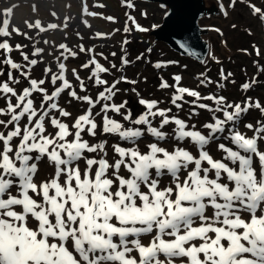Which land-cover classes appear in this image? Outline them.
<instances>
[{"label": "snow or ice", "instance_id": "6c2138e0", "mask_svg": "<svg viewBox=\"0 0 264 264\" xmlns=\"http://www.w3.org/2000/svg\"><path fill=\"white\" fill-rule=\"evenodd\" d=\"M236 2L221 3L224 15ZM124 3L135 7L132 0ZM248 7L264 20L261 7L255 3ZM12 11L10 7L0 15L10 17ZM129 19L138 31H147L134 17ZM9 25L8 18L0 22V76L7 75L0 81L4 101L0 106V264H264V150L260 148L264 120L244 125L251 136L237 128L252 109L264 116L259 100L247 97L234 103L224 96H202L182 86V76L176 74L171 77L173 84L161 78L159 87L174 89L170 99L177 109L188 103L186 96L194 98L190 116L199 115L197 108L210 111V122L202 126L206 131L170 115L172 109L159 107L160 101L139 94L137 102L145 110L134 119L127 100L111 101L121 81L136 84L135 80L122 75L110 84L101 75L110 69L93 56L81 67L90 70L88 79L103 90L95 98L80 95L65 76L66 65L57 57L58 71L44 70L51 84L59 85L49 92L45 79H32L26 70L38 60L25 53L26 45L10 42L13 34L31 37L15 27L9 31ZM27 27L46 32L59 26L50 23L44 27L36 20ZM124 30L131 31L127 26ZM180 47L188 50L183 43ZM59 48L64 49L60 56L65 59V52L77 56L65 44ZM14 51L27 63L16 62L11 55ZM43 51L37 47L31 55ZM80 51L91 50L81 46ZM255 52L261 55L259 48ZM121 63L130 61L122 58ZM168 64L179 61L157 62L155 67ZM71 71L80 91L86 92L76 69ZM221 75L227 80L232 74ZM21 77L29 86L18 92L14 85ZM206 82L212 83L207 78L200 81ZM242 87L248 90L250 84ZM65 91L70 97L68 105L73 101L86 105L79 115L59 103ZM34 93L42 96L38 106ZM200 100L214 101L215 107L198 103ZM109 112L133 126L125 127ZM101 114L102 123H98ZM157 117L159 126H154ZM169 125H174L171 135L163 130ZM100 131L131 146L111 145L116 158L110 162L106 139L91 143L84 138H95ZM146 133L155 139L142 150L138 141ZM221 139L225 142H218ZM169 140L175 146L161 145ZM213 144L220 158L210 154ZM45 159L51 174L37 181L38 165ZM165 176L167 185L162 184Z\"/></svg>", "mask_w": 264, "mask_h": 264}]
</instances>
